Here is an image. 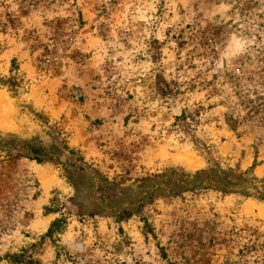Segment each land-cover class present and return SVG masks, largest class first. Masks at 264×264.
Segmentation results:
<instances>
[{"label": "rangeland", "instance_id": "374dc122", "mask_svg": "<svg viewBox=\"0 0 264 264\" xmlns=\"http://www.w3.org/2000/svg\"><path fill=\"white\" fill-rule=\"evenodd\" d=\"M263 178L264 0H0V264H264Z\"/></svg>", "mask_w": 264, "mask_h": 264}, {"label": "trees", "instance_id": "16d2710c", "mask_svg": "<svg viewBox=\"0 0 264 264\" xmlns=\"http://www.w3.org/2000/svg\"><path fill=\"white\" fill-rule=\"evenodd\" d=\"M36 160L40 161V159H37V158H36ZM255 165H256L255 162H253L248 170H250V172H251L253 170V168L255 167ZM248 170L241 173V175H243L242 181L244 183L250 182V180H257V178L255 176H251V177L246 176V173L248 172ZM222 192L226 193V192H228V190L223 189ZM64 223H65V221L62 218L54 219L51 222L49 228L47 229L45 236H48L51 238L55 233H60ZM11 263L12 264H29L28 262L24 261L22 254H14L11 258Z\"/></svg>", "mask_w": 264, "mask_h": 264}]
</instances>
